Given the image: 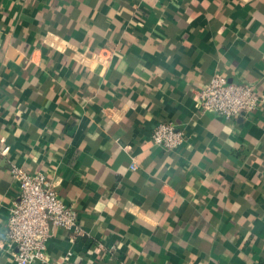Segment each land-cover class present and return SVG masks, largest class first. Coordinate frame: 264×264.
Returning a JSON list of instances; mask_svg holds the SVG:
<instances>
[{
  "label": "crops",
  "instance_id": "0c3cea01",
  "mask_svg": "<svg viewBox=\"0 0 264 264\" xmlns=\"http://www.w3.org/2000/svg\"><path fill=\"white\" fill-rule=\"evenodd\" d=\"M214 73L264 95V0H0V264L11 165L83 231L51 226L33 264H264V107L201 112Z\"/></svg>",
  "mask_w": 264,
  "mask_h": 264
},
{
  "label": "built area",
  "instance_id": "2783aa9c",
  "mask_svg": "<svg viewBox=\"0 0 264 264\" xmlns=\"http://www.w3.org/2000/svg\"><path fill=\"white\" fill-rule=\"evenodd\" d=\"M193 97L201 112L224 119H246L264 107V95L256 94L250 84L230 82L219 73L212 74L205 84L196 88ZM150 139L153 145L170 152L178 149L186 136L171 122H163L152 129ZM8 151V146H0L1 155ZM129 169L135 170V166ZM9 175L17 183L18 192L7 210L5 245L11 251L14 264L46 263L50 227L72 231L73 237L82 235L77 214L58 196L44 174H29L11 165ZM71 255L66 252L62 260H68Z\"/></svg>",
  "mask_w": 264,
  "mask_h": 264
}]
</instances>
